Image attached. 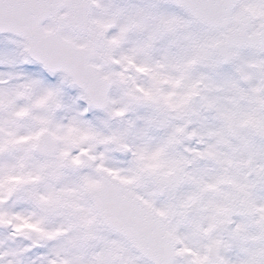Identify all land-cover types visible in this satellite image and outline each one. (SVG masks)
Returning a JSON list of instances; mask_svg holds the SVG:
<instances>
[{"label": "snow or ice", "instance_id": "6c2138e0", "mask_svg": "<svg viewBox=\"0 0 264 264\" xmlns=\"http://www.w3.org/2000/svg\"><path fill=\"white\" fill-rule=\"evenodd\" d=\"M0 264H264V0H0Z\"/></svg>", "mask_w": 264, "mask_h": 264}]
</instances>
